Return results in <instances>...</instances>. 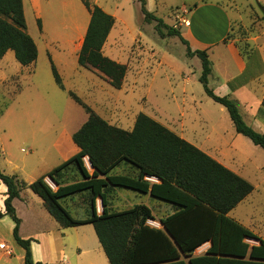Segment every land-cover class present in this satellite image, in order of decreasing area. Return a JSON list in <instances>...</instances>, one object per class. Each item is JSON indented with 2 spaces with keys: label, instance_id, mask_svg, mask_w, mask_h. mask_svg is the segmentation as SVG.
<instances>
[{
  "label": "rangeland",
  "instance_id": "1",
  "mask_svg": "<svg viewBox=\"0 0 264 264\" xmlns=\"http://www.w3.org/2000/svg\"><path fill=\"white\" fill-rule=\"evenodd\" d=\"M89 1L115 18L103 53L127 65L124 82L114 87L97 71L78 64L90 21V12L82 0H23L26 31L37 45L38 58L34 64L23 66L14 52L8 51L0 59L1 170L29 184L76 153L72 135L87 121L88 114L69 96L71 91L114 126L131 130L138 114L144 113L229 165L254 186V191L230 217L264 239V148L236 132L227 109L209 98L199 82L201 60L188 57L180 39L168 35L170 27L182 34L189 9L195 5L218 3L234 17L227 42L234 43L245 56L259 55V48L264 50V0H150L146 8L163 21L159 28L164 35L159 33L157 21L145 20L141 0ZM210 60L215 67L209 76V87L214 90L221 81L218 72L221 57L216 51ZM52 62L64 90L55 82ZM249 88L253 93L242 91L239 98L235 94L231 98L246 124L263 133L262 120L253 119V115L259 109L264 116V107H260L264 99V75ZM85 162L92 170L87 159ZM67 178L77 180L76 170L70 169ZM47 182L56 188L49 178ZM109 200L111 211L147 205L156 218L149 221L152 226L159 225L157 217L174 211L167 202L124 189L114 190ZM61 203L77 219H86L90 214L86 195L63 198ZM15 206L21 220L19 235L40 245L41 253L37 252V256L63 264L100 262L91 224L60 227L44 208L41 198L29 188L21 190ZM97 210L99 214L102 212L100 199ZM14 226L9 215L0 219V264H24V249L14 240Z\"/></svg>",
  "mask_w": 264,
  "mask_h": 264
},
{
  "label": "trees",
  "instance_id": "2",
  "mask_svg": "<svg viewBox=\"0 0 264 264\" xmlns=\"http://www.w3.org/2000/svg\"><path fill=\"white\" fill-rule=\"evenodd\" d=\"M82 2L90 12V21L78 64L97 71L111 85L120 87L128 67L103 53L115 18L89 0ZM146 3L147 0H141L145 20L157 21L159 33L164 35L159 28L163 21L148 11ZM38 23L41 29L40 20ZM26 30L23 0H0V59L13 51L23 66L36 62L38 48ZM168 35L180 39L188 57L201 60L199 82L209 98L227 109L236 132L264 148V132L246 124L235 100L219 96L209 87L213 65L207 50L193 51L183 35L172 27ZM228 38L229 35L225 42ZM52 72L55 82L64 90L53 62ZM69 96L88 114L87 121L72 135L78 153L29 184L0 168V181L7 187L5 211L0 210V219L9 215L14 221L13 236L24 249V264H40L33 261L32 240L19 235L21 220L13 201L24 188L41 198L44 208L60 227L91 224L110 264H264V239L230 217L254 191L250 182L144 113L138 114L129 131L101 118L75 93L70 91ZM72 168L78 179L69 181L67 172ZM117 169L120 172H115ZM117 189L150 195L173 205L174 211L158 220L162 225L159 228L149 224L156 218L145 204L111 211L109 197ZM77 194L87 196L90 214L86 219L73 217L61 203V199ZM98 199L102 205L100 214ZM206 243L210 247L197 254Z\"/></svg>",
  "mask_w": 264,
  "mask_h": 264
},
{
  "label": "crops",
  "instance_id": "3",
  "mask_svg": "<svg viewBox=\"0 0 264 264\" xmlns=\"http://www.w3.org/2000/svg\"><path fill=\"white\" fill-rule=\"evenodd\" d=\"M149 1L150 0H147L146 6H148ZM186 20L187 24H185L182 28V35L189 42L191 49L193 51L207 50L209 58H211V55L217 51L219 53V56L221 57V63L218 65V72L220 73L219 75L221 81H218L217 87L214 89V92L217 95L221 94V96L230 97L235 94L236 98H239L238 94L242 91L253 93V90L249 88L250 85L252 83L260 81V78L264 75V50L260 47L259 55H255L256 53H250L248 56H245L240 52V50L235 46L234 43L225 42L227 36L233 31V15H228L227 11L223 9V7L218 3L215 5L206 4V6L197 5L196 7H194V9H189L188 17L186 18ZM214 67L215 65L213 63V70ZM233 86L235 89L233 88ZM262 101L260 102V107H262ZM259 111L260 110L258 109V114L253 115V119L259 118L264 124V116H261ZM78 151L79 149L77 147L76 153H78ZM219 162L224 166L227 165L223 161ZM228 166L229 165H227L226 167L229 168ZM47 179L48 178H46V181ZM6 193L7 187L0 181L1 211H5L4 201L6 199ZM17 199L13 201L14 206ZM168 215L161 216L159 218L157 217V219L167 217ZM154 227L159 228L162 227V225L161 223H159V225L157 224ZM93 242L98 249V257L100 258V262L97 264H110L103 251V248L101 247L97 239V236L94 237ZM209 247V243L204 244L198 249L201 251V253H198L197 250V254L204 253ZM31 249L35 262H40L41 264H63V262H49L41 258V256H37V252L40 251V245L35 240L31 242ZM10 250V252H12L11 248Z\"/></svg>",
  "mask_w": 264,
  "mask_h": 264
},
{
  "label": "built area",
  "instance_id": "4",
  "mask_svg": "<svg viewBox=\"0 0 264 264\" xmlns=\"http://www.w3.org/2000/svg\"><path fill=\"white\" fill-rule=\"evenodd\" d=\"M198 253H201V251H200V250H198Z\"/></svg>",
  "mask_w": 264,
  "mask_h": 264
},
{
  "label": "water",
  "instance_id": "5",
  "mask_svg": "<svg viewBox=\"0 0 264 264\" xmlns=\"http://www.w3.org/2000/svg\"><path fill=\"white\" fill-rule=\"evenodd\" d=\"M89 163V165H90V167H91V164H90V162H88ZM92 168V167H91Z\"/></svg>",
  "mask_w": 264,
  "mask_h": 264
}]
</instances>
